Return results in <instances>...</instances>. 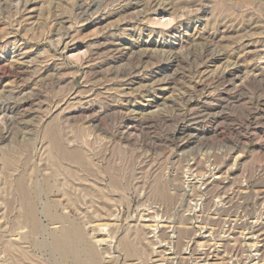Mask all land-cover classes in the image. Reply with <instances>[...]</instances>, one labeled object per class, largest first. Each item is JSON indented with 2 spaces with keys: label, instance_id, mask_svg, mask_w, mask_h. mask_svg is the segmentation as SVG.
<instances>
[{
  "label": "rangeland",
  "instance_id": "obj_1",
  "mask_svg": "<svg viewBox=\"0 0 264 264\" xmlns=\"http://www.w3.org/2000/svg\"><path fill=\"white\" fill-rule=\"evenodd\" d=\"M71 223L97 264H264V0H0V264H77Z\"/></svg>",
  "mask_w": 264,
  "mask_h": 264
},
{
  "label": "bare ground",
  "instance_id": "obj_2",
  "mask_svg": "<svg viewBox=\"0 0 264 264\" xmlns=\"http://www.w3.org/2000/svg\"><path fill=\"white\" fill-rule=\"evenodd\" d=\"M210 75V74H209ZM232 75H233V73L231 72V71H228V72H223L222 74H221V76H218L217 77V80L219 81V83H224V82H226V81H228V80H230V78L232 77ZM204 76V75H203ZM208 76V75H207ZM206 76V77H207ZM215 76V75H214ZM237 77V76H236ZM202 79V78H201ZM199 81V80H198ZM202 84V83H201ZM213 84H214V82H213ZM197 85H199V84H197ZM201 88V87H200ZM203 88V87H202ZM221 90V89H220ZM225 90V89H224ZM226 97V96H225ZM184 127V126H183ZM62 151V153H63V149L61 150ZM63 156H65V157H71V158H73V159H77L78 158V154H76V153H74V152H70V149L68 150V151H65L64 150V154H63ZM56 160V159H55ZM59 161V160H58ZM82 163V162H81ZM68 171V170H67ZM81 172V171H80ZM66 180V179H65ZM17 181V180H16ZM11 186L13 185V186H15L14 188L18 191V193H19V195H20V197H21V201H22V215H23V217H25V221L26 222H28L31 226H32V229H34V230H36V228L38 227V226H36V221L37 220H35V217H36V215H35V210H34V201H32V199L30 198V196L32 197V195H34L35 196V192H37L38 190V188H36V186H32V185H34V184H28L27 186L25 185V183H24V180H23V178L21 177L19 180H18V182H15V184H14V182H13V184L11 183L10 184ZM98 185V184H97ZM69 190L70 189H67L64 193H65V195H66V197H67V202L69 203V206L70 205H74V201H73V198L70 196V192H69ZM95 190V189H94ZM30 191H33L34 193L32 194V195H30L28 192H30ZM30 195L29 197L27 196V195ZM37 194H38V192H37ZM36 194V195H37ZM36 197V196H35ZM36 199V198H35ZM54 204V203H53ZM48 205H51V204H48ZM72 205V206H73ZM52 206V205H51ZM46 208H47V205L45 206ZM53 207H54V205H53ZM49 208H50V206H49ZM48 208V213H50L49 214V216H51V212L49 211L50 209ZM55 208V207H54ZM35 209H36V207H35ZM44 209V208H43ZM78 209V208H77ZM56 210V209H55ZM54 210V211H55ZM44 211H46L45 209H44ZM45 213V212H44ZM47 213V214H48ZM55 213H56V211H55ZM47 214H45V215H47ZM54 214V213H53ZM52 214V215H53ZM60 214V213H59ZM59 214L57 213V215L59 216ZM44 215V214H43ZM48 215H47V217L48 218H50ZM54 216V215H53ZM60 216H62L61 214H60ZM63 217H65L64 215H63ZM62 217V218H63ZM97 217H99V215L97 216ZM53 218V217H52ZM57 219H59V217H56ZM62 218H60L58 221H60ZM66 218V217H65ZM101 218V217H100ZM84 219H86V216L84 217ZM99 219V218H98ZM63 220H64V218H63ZM62 220V221H63ZM66 220V219H65ZM64 220V221H65ZM22 221V220H21ZM50 221V220H49ZM53 221V220H52ZM51 221V222H52ZM63 221V223H65ZM67 221V220H66ZM54 222H56V220L54 221ZM61 222V221H60ZM68 222V221H67ZM87 222V221H86ZM85 222V223H86ZM70 223V222H69ZM68 224V223H67ZM67 224L65 225V226H67ZM107 224V223H106ZM21 225V224H20ZM64 225V224H63ZM97 225V224H96ZM95 225V226H96ZM105 225V224H104ZM108 225V224H107ZM93 226V225H92ZM99 228L101 227V224H100V226H98ZM106 227V226H105ZM97 228V227H96ZM99 228H97V229H93L95 232L94 233H96L97 232V230L99 229ZM32 229H31V232H32ZM91 229V228H90ZM33 230V231H34ZM106 230V229H105ZM100 231V230H99ZM102 231H103V228H102ZM54 232V231H53ZM56 232V231H55ZM89 232V231H88ZM87 232V233H88ZM90 232H91V230H90ZM52 233V232H51ZM98 233V232H97ZM107 233V232H106ZM89 234H91V233H89ZM44 235V234H43ZM50 235H52V237L51 238H53V243H52V245L54 246V249L56 250V251H61V253L65 256V258L67 257V256H71V255H75V256H77V258H78V255L80 256L79 257V261L77 262V264H97V256H98V253H96L97 252V250L95 251V249L86 241V239H85V230L83 229V226H81V225H79V224H72L71 223V225H69V226H67L66 228L64 227L61 231H59V234H50ZM86 238H87V236H86ZM102 240V239H101ZM98 241V240H97ZM97 241H96V245H97ZM93 242V241H92ZM99 244H100V242H99ZM51 246V245H50ZM52 249H53V247L51 248V251H52ZM53 249V250H54ZM55 250H54V252H55ZM17 251L19 252V254L21 255V254H23L24 255V253L25 252H23V250H21V248H19V247H17V249L16 250H14V251H12V256H13V258L14 259H16V253H17ZM31 251V250H30ZM60 254V252L58 253V255ZM61 254V255H62ZM63 255H62V257H63ZM54 256V255H53ZM61 257V256H60ZM260 257H262V256H260ZM76 258V257H75ZM74 258V259H75ZM61 259V258H60ZM64 259V258H63ZM68 259H66V261H67ZM69 260H70V258H69ZM61 261V260H60ZM64 261H65V259H64ZM64 261H62V262H64ZM65 261V262H66ZM209 261V260H208ZM68 263V262H67ZM75 263V262H74ZM5 264H7V263H5ZM73 264V263H72ZM203 264V263H202Z\"/></svg>",
  "mask_w": 264,
  "mask_h": 264
}]
</instances>
